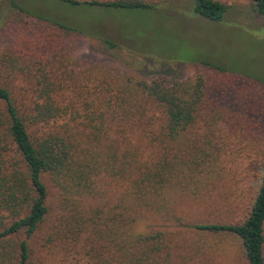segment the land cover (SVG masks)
I'll list each match as a JSON object with an SVG mask.
<instances>
[{
    "label": "trees",
    "instance_id": "obj_1",
    "mask_svg": "<svg viewBox=\"0 0 264 264\" xmlns=\"http://www.w3.org/2000/svg\"><path fill=\"white\" fill-rule=\"evenodd\" d=\"M60 1L76 7L151 8L134 0ZM254 8L264 16V0H254ZM226 10L212 0H198L195 7L197 15L216 22ZM79 34L77 28L30 14L16 0H0V38L5 45L0 57V264H37L32 241L52 213L49 186L57 194L56 220L42 237V247L74 250L90 241L93 264H170L163 232L139 230L136 219L129 220L125 203L122 208L101 205L99 182L105 177L117 181L134 207L157 214L165 211L169 194L201 195L200 188L221 172L212 155L221 147L212 138L204 148H186L182 142L198 123L207 80L160 77L139 84L143 102L156 112L142 125L143 141L153 151L145 163L128 161L126 154L120 158L122 145L113 125L115 116L122 114L108 108L109 98L98 107L100 98H93L83 110L75 109L73 101H61L67 83H80H74L67 62L68 43ZM198 63L225 81L243 82L241 90L264 93V87L252 80ZM126 93L118 99L128 103ZM253 200L243 222L192 226L235 236L247 264H264V174Z\"/></svg>",
    "mask_w": 264,
    "mask_h": 264
},
{
    "label": "rangeland",
    "instance_id": "obj_2",
    "mask_svg": "<svg viewBox=\"0 0 264 264\" xmlns=\"http://www.w3.org/2000/svg\"><path fill=\"white\" fill-rule=\"evenodd\" d=\"M16 1L30 14L80 31L68 43L67 60L74 71V83H80L77 87L72 80L67 83L60 92L61 101L65 105L73 101L80 110L93 98H100L96 107L109 98L112 103L108 108L122 114L113 122L122 145L120 158L126 154L128 161L142 164L153 151L143 141L142 125L156 112L143 102L140 83L160 77L179 81L206 78L205 103L198 123L182 143L193 149L204 148L211 138L215 140L221 150L212 155L220 174L200 188L201 195L169 194L160 214L134 207L124 188L108 177L99 182L100 201L107 209L127 204L129 220L135 218L142 232H163L170 264H247L238 238L202 232L192 225L243 222L264 174V93L254 94L244 87L241 90L243 82L225 81L198 63L218 66L264 87V16L255 10L254 0H212L227 7L221 22L197 15L198 0H134L151 6L149 9L76 7L60 0ZM4 51L0 38V57ZM124 91L130 97L128 103L118 99ZM139 112L145 115L142 119L136 115ZM180 155L187 158L189 153ZM49 190L52 213L32 241L34 260L37 264H93L94 256L88 254L90 241H83L74 250L42 247V237L56 220L57 194L50 186Z\"/></svg>",
    "mask_w": 264,
    "mask_h": 264
}]
</instances>
